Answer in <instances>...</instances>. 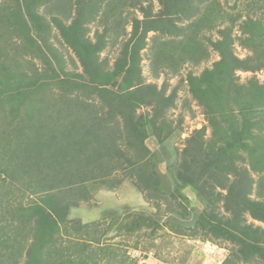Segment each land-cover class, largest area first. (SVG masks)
Here are the masks:
<instances>
[{"label":"trees","instance_id":"obj_1","mask_svg":"<svg viewBox=\"0 0 264 264\" xmlns=\"http://www.w3.org/2000/svg\"><path fill=\"white\" fill-rule=\"evenodd\" d=\"M156 1V13L148 0H24V6L17 4L15 10H1L0 40L3 26H10L12 33H22L23 48L33 50L31 56L40 54L49 65L43 48L46 42L41 38L48 26L31 8L34 3L45 4L49 15H55L51 20L60 31L62 44L76 55L82 73L73 75L79 82L69 85L67 73L59 79V74L49 69L43 81L62 86L60 96L55 98L42 89L39 99L26 100L23 95L31 91L27 84L32 85L27 83L21 87L23 99L16 100L23 102V108L6 107L10 114L4 117L0 130V154L7 153L0 155L6 160H2L4 164L0 161V264H42L43 260L44 264H100L106 254H114V249L101 246L94 238L101 223L72 221L68 213L90 199L88 182L111 190L124 180L154 213L151 217L142 211L125 213L135 218L120 226L123 229L156 230L161 218L168 216L164 224L174 235L226 244L228 253L221 264H264V151L256 152L264 147V132H253L264 125V83H258L255 76L244 84L234 79L237 71H264V2L252 0L243 5L242 9L254 13L248 17L241 12L230 16L218 0ZM235 8L236 4L229 10ZM137 11L141 18L135 17ZM91 24L102 28L96 30L97 42L92 45L84 32L81 34ZM128 24L129 34L125 30ZM232 28L239 33L233 38ZM203 30H216L221 38L212 42L201 35ZM150 32L170 38L150 50L154 78L159 68L160 73L169 69L176 74L184 61L198 64L207 60L205 42L218 54L211 69L199 77L189 74L186 80L205 112L210 138H203L206 126L193 131L179 160L170 162L165 173L158 171L161 158L145 141L152 137L162 146L180 128L181 121L173 127L164 117L174 106L176 93L165 96L163 87L157 90L141 79L139 53L145 49ZM127 35L123 58L116 60L112 73L103 71L97 56L100 45L108 38L113 45ZM234 44L250 55L244 59L235 56ZM6 58L5 49L0 47L1 65L7 63ZM114 79L121 91L130 92L128 100L107 91L106 85ZM86 86L93 89L86 90ZM3 91L1 103L7 94ZM12 91L15 94L18 90ZM142 106L153 109L150 118L135 115V109ZM29 164L42 172L40 189L38 183L20 178ZM116 173L121 176L112 179ZM188 188L195 195L196 209L188 208L184 194ZM60 223L65 224V235L84 242L54 254L49 245L62 244L61 239L57 241Z\"/></svg>","mask_w":264,"mask_h":264},{"label":"rangeland","instance_id":"obj_2","mask_svg":"<svg viewBox=\"0 0 264 264\" xmlns=\"http://www.w3.org/2000/svg\"><path fill=\"white\" fill-rule=\"evenodd\" d=\"M148 1V3L152 5V12L156 13L158 10L157 1ZM250 1L252 0H218L220 6L230 16L241 12L242 15L247 14L248 17H252L254 16V13H249L248 9H242V6L250 3ZM254 1H261V3L264 2V0ZM39 3H34L33 6L31 5V8L33 13L42 18L45 24L48 26V29H45V32H41V38L44 40L43 42H46L45 47L43 48L45 54L47 55L45 59L49 63V65L47 63H44V60L40 59V54L38 56H31L33 50L28 51L26 50V47L23 48L22 40L20 39L22 37L21 32L17 31L16 34L12 33V28L7 25H4L2 29L3 31H1L2 38L0 40V47H3L5 49V57H7V63L5 65L0 64V69H2L0 70V90H4L2 93H7L9 95L6 94V96H3L2 98L4 99V101H2V103L0 102V104L3 105V109H0V130L2 129L3 123L6 122V119H4V117L10 114V110L6 108L9 104H11L12 106L23 108V102L21 103L19 102V100L16 101L18 98L22 100L23 98L21 97L24 96L26 100H37L42 95L38 93L39 90L42 89H48L47 92L52 93L55 98H57L64 92L62 89H60V87L62 86L54 84V82H49L46 80L43 81L44 77L46 76V71H48L49 69L56 71L59 74V79H62L64 77V74L67 73L69 75L67 77L69 85H73L76 80L77 82H79L78 79H76V77H74L73 75L82 73L76 55H74L73 51L65 44H62L63 39L61 37L60 31L55 27L54 23L51 20V18L55 15H49L45 4L40 3V5ZM17 4L24 6V0H0V12L4 8L15 10ZM235 4V10H229V7H232ZM203 7L204 6H202V8ZM255 13L257 14L258 11H255ZM134 15L137 18H141V14L138 11L135 12ZM68 24L69 22H66V25ZM101 29L102 28L98 25L91 24L86 28V30H83L81 34L84 32V38H86V40L89 41L92 45L93 43L97 42L95 38L96 30L101 31ZM31 30L34 34V27H32ZM125 30L127 34L130 33L131 28L129 24L126 25ZM235 30L236 28H232L231 30L232 38L239 35V33ZM201 35L212 42L218 41L221 38L216 30H203L201 32ZM127 39L128 35L119 38L112 45V42H110L108 38V40H104L105 44L100 45L97 56L98 62H100V64L102 65L103 71L105 70L109 73H112V71H114V64L116 60H120L123 58V44ZM168 39L170 38L160 35L157 32L148 33L145 49L141 50L139 53L140 64L138 65L141 71V79L143 83H145L146 85H155L157 90L163 87L166 91L165 96L169 95L171 92L176 93L174 106L166 111L164 117L167 118L168 122L172 123L173 127H177V123L181 121L180 128H176L177 130H175L171 134L169 140L163 143L162 146H158L155 139L152 137H148L145 141V144L150 149V151L158 153L159 157L161 158V160L157 162V169L161 173H165L166 167L171 164L170 162L179 160V154L184 148L185 140L192 135L193 131L199 130L200 128L206 126L207 130L203 138H210L211 130L207 126L205 112L190 93L189 86L186 80L189 74H191V76L199 77L204 70L211 69L213 64L218 61L217 52L212 49L211 45L208 42H205V46L209 54L207 60H202L198 64L184 61L179 67V70L176 74H172L171 70L169 69H166L165 73H160L159 68L158 77L154 78L153 72L150 68L152 54L150 50L153 49V46L160 44V41H167ZM232 48L234 55L240 59H244L245 57L250 55L247 50L240 48L237 44H234ZM16 51L18 52L16 53ZM71 61H73V64L71 63ZM103 61L105 62V65H103ZM1 62H3V60H1L0 63ZM120 67L122 68V66ZM251 76H255L258 80V83H264V71L257 73H244L237 71L234 74V79L237 78L238 83L244 84ZM119 81L120 78L118 82ZM27 83H32V85H29ZM116 83L117 82L114 79L113 82L111 81L108 85H106L107 91H115L119 93L121 97L128 100V94H130V92L121 91L118 87V84ZM24 84H27V87L33 92L29 91L26 93V95L22 96L23 91L21 87H24ZM69 85L64 87L68 88ZM11 88L18 91H15V94L13 93V91L10 93L9 91ZM90 89L93 88L88 87L86 90ZM34 93H36L37 96ZM107 93L109 94V92ZM96 100L97 98H95V101ZM28 106L29 105L25 104V107ZM152 113L153 109L147 106H142L135 109V115H137V117L142 116L144 118H150ZM78 116V114L75 115V117ZM9 120L10 118L7 119V123L9 122ZM66 127L68 129H72V126L68 124ZM263 130L264 125L261 130L255 129L253 130V132L256 134H261L262 132H264ZM262 149L264 151V147L257 148L256 152H263ZM3 154L7 153L4 152L0 155L3 156ZM1 156L0 161L4 164V161L6 160H4V158H1ZM12 159L19 160L16 156H13ZM257 159L258 158L256 156L255 160ZM30 165L31 164H29V166L27 165L28 170L24 171V173H21L20 178L22 179V181L32 180L34 183H38L37 189H40L43 185V182L40 178H44L42 172ZM256 165L258 166L259 164ZM120 176V173H116L115 175L113 174L111 178L115 179L116 177L119 178ZM251 176L252 178H257V176L254 174H251ZM86 187L87 193L88 195H90V199L86 202H79L78 207L76 208H71L68 213V218L70 220L72 219V221L80 220L82 223H101L99 232L95 234L94 238L95 240L99 241V244L101 246H107L111 249H114V254L110 257L108 256L109 254H106L104 261L100 262V264H107L109 258L110 262H108V264L217 263L216 259H211L209 257H206L205 255V257L202 255V253L196 248L194 244L195 239H189L187 237L172 234L168 226L164 224L166 217L168 216H164L161 218V226H157L156 230L154 227H151L148 229H142L141 231H137L136 229L133 232H131L130 230L128 232V229L126 230L123 229V227H120L125 225L127 226L131 223V221H134L133 218L135 217L124 216L125 213L132 214L135 211H142L145 214L150 215V217L153 216L154 213V209L150 208L149 204H147L143 200L142 195L131 185L128 180H124L119 186H117L116 188H112L111 190L101 186L98 182H88L86 184ZM73 189H71V191ZM184 194L189 200L188 208H198L193 191L188 188L184 190ZM68 195L69 193L65 197H67ZM37 202L39 203V201ZM117 210L121 212H118L117 214ZM152 219L155 220L154 218ZM256 224L257 223H255V225ZM153 225L154 224H151V226ZM64 226L65 224H59L60 236L59 238H57V241L61 239V241L59 242L60 244H62L58 246L49 245L52 248V252L54 254L57 250H59V252L61 251V253L64 252L62 248L65 249L67 247H72L74 243L78 244L84 242V240L72 237L70 238L68 235H65L62 230ZM152 230H154V232ZM101 231L105 232L101 234ZM68 240L70 242H68ZM29 243L30 240L27 246H29ZM218 246L226 250V244ZM24 258L25 257L23 256V260ZM225 258L226 255L223 254L221 260ZM43 259H45V256L43 257ZM42 264H44V260L42 261Z\"/></svg>","mask_w":264,"mask_h":264},{"label":"built area","instance_id":"obj_3","mask_svg":"<svg viewBox=\"0 0 264 264\" xmlns=\"http://www.w3.org/2000/svg\"><path fill=\"white\" fill-rule=\"evenodd\" d=\"M196 246L199 248V250L206 256L211 259H214L215 256H217L218 249L216 246H213L212 244L208 242H195Z\"/></svg>","mask_w":264,"mask_h":264},{"label":"clouds","instance_id":"obj_4","mask_svg":"<svg viewBox=\"0 0 264 264\" xmlns=\"http://www.w3.org/2000/svg\"><path fill=\"white\" fill-rule=\"evenodd\" d=\"M197 241H199L198 239H196V240H194V244H195V242H197ZM199 242H201V241H199ZM203 242H208V243H210V244H212L211 242H209V241H203ZM213 246H216L217 247V249L219 250L218 251V253H217V256H215V258L214 259H216L217 260V263H214V264H221L222 262H223V260L224 259H222L221 260V258H222V256H223V254H225L226 256H227V254H226V251L227 250H225L224 248H220L218 245H215V244H212ZM195 246H196V244H195ZM196 248L199 250V248L196 246ZM200 251V250H199ZM201 252V251H200ZM202 253V252H201ZM227 253H228V251H227ZM202 255L204 256V254L202 253ZM205 257V256H204ZM221 260V261H220Z\"/></svg>","mask_w":264,"mask_h":264}]
</instances>
